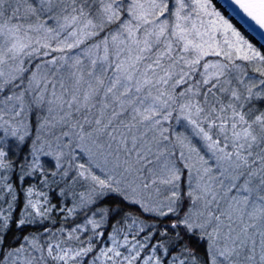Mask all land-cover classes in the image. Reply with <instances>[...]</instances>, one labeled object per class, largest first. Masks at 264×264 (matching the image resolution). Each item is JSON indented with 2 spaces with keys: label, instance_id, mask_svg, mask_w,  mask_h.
<instances>
[{
  "label": "snow or ice",
  "instance_id": "6c2138e0",
  "mask_svg": "<svg viewBox=\"0 0 264 264\" xmlns=\"http://www.w3.org/2000/svg\"><path fill=\"white\" fill-rule=\"evenodd\" d=\"M0 264H264V0H0Z\"/></svg>",
  "mask_w": 264,
  "mask_h": 264
}]
</instances>
